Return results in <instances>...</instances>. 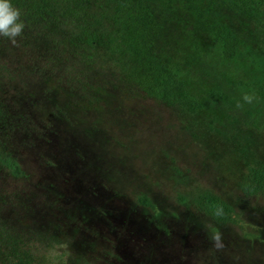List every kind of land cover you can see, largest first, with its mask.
<instances>
[{
  "label": "rangeland",
  "instance_id": "1",
  "mask_svg": "<svg viewBox=\"0 0 264 264\" xmlns=\"http://www.w3.org/2000/svg\"><path fill=\"white\" fill-rule=\"evenodd\" d=\"M170 2L156 58L179 70L192 114L132 83L117 48L80 62L53 39L0 35V144L21 171L0 168V259L15 249L37 264H264V199L241 190L264 168V26L214 0ZM226 19L242 40L234 62L210 35ZM211 196L237 220L219 222Z\"/></svg>",
  "mask_w": 264,
  "mask_h": 264
},
{
  "label": "trees",
  "instance_id": "2",
  "mask_svg": "<svg viewBox=\"0 0 264 264\" xmlns=\"http://www.w3.org/2000/svg\"><path fill=\"white\" fill-rule=\"evenodd\" d=\"M203 0H179L195 9ZM19 11L17 22L24 28L15 40L28 42L46 37L53 39L54 48L66 60L84 62L86 55H96L97 48H117L128 64L130 81L146 94L154 95L165 104H176L187 113H195L197 103L188 92L179 70L156 58V50L174 13L170 0H9ZM236 19L264 26V0H214ZM196 10V9H195ZM226 14V13H225ZM216 26V27H215ZM61 32L60 40L54 35ZM210 35L217 44L220 56L234 62L240 54L242 40L238 30L227 19L210 27ZM74 34L77 35L74 37ZM2 38L10 39L2 34ZM1 38V39H2ZM1 41V40H0ZM67 74L71 69L65 65ZM260 90L262 88L260 87ZM264 101V93L260 94ZM1 114V111H0ZM0 168L21 175L17 159L0 144ZM241 190L246 196L264 199V168L254 167L248 172ZM204 197L199 209L206 212ZM216 205L217 220L236 221L233 209L217 196L208 198ZM140 204L153 207L145 198ZM0 264H37L34 258L21 255L14 249Z\"/></svg>",
  "mask_w": 264,
  "mask_h": 264
},
{
  "label": "clouds",
  "instance_id": "3",
  "mask_svg": "<svg viewBox=\"0 0 264 264\" xmlns=\"http://www.w3.org/2000/svg\"><path fill=\"white\" fill-rule=\"evenodd\" d=\"M19 16V11L12 7L9 0H0V34L12 39L13 43L24 28L22 22H17Z\"/></svg>",
  "mask_w": 264,
  "mask_h": 264
}]
</instances>
